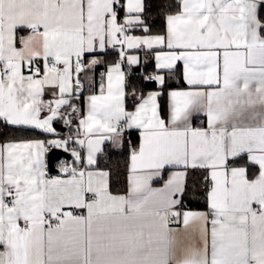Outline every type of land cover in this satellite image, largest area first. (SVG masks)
<instances>
[{"label":"snow or ice","instance_id":"1","mask_svg":"<svg viewBox=\"0 0 264 264\" xmlns=\"http://www.w3.org/2000/svg\"><path fill=\"white\" fill-rule=\"evenodd\" d=\"M261 5L176 0L154 31L145 0H0V126L20 133L0 140V264H264ZM141 52L155 87L129 110ZM129 130L119 195L98 155ZM196 176L207 211L184 205Z\"/></svg>","mask_w":264,"mask_h":264},{"label":"trees","instance_id":"2","mask_svg":"<svg viewBox=\"0 0 264 264\" xmlns=\"http://www.w3.org/2000/svg\"><path fill=\"white\" fill-rule=\"evenodd\" d=\"M146 9L148 13V21L153 25L154 31H160L164 28V17L168 12L176 11V0H145ZM260 14L264 16V5L260 8ZM117 59L116 52H109L105 56L107 63H112ZM147 62L139 67H132L128 74V92L131 94L135 89L137 94L140 92L147 93L152 90L155 85L152 82L143 80V76L151 73L154 68V60L149 54L146 56ZM181 67V66H180ZM182 69V68H181ZM100 69H97V71ZM178 79L170 81L172 86H178ZM83 108V101L81 103ZM128 109L133 107V97L128 98ZM59 124V123H58ZM65 133H63L64 135ZM13 135H20V133H14L10 129H5L0 126V140L11 138ZM125 144L122 150L113 151L109 148H105L98 156V167L106 169L111 172L110 188L113 193H126L127 192V160L128 150L130 145H135L137 140V134L131 132V141L127 140L124 136ZM199 180H193L189 184L188 191L186 192L183 201L185 207L189 209H206L207 204L204 197V192H199L198 186Z\"/></svg>","mask_w":264,"mask_h":264},{"label":"crops","instance_id":"3","mask_svg":"<svg viewBox=\"0 0 264 264\" xmlns=\"http://www.w3.org/2000/svg\"><path fill=\"white\" fill-rule=\"evenodd\" d=\"M261 7H262V5H261ZM260 7V8H261ZM259 11H260V9H259ZM109 52H116L115 50H109ZM116 55H117V53H116ZM140 57H141V65L140 66H142V65H144L146 62H147V59H146V55H145V53H143V52H141L140 53ZM104 59H105V57H104ZM134 67H139V66H134ZM181 68H182V65H181ZM97 69H100V70H98L97 71ZM97 69L95 70V72L94 73H90L89 75H94V78H95V80L98 82L99 81V79H100V73L104 70V68H103V66H98L97 67ZM126 70H127V68H126ZM127 80H128V77H127ZM89 91H90V88L88 87V84H87V82H86V84H85V91L82 93V95H81V100H80V105H81V103H82V101H83V108L82 109H85L86 110V97H87V95L89 94ZM150 91V90H149ZM129 93V92H128ZM132 95L129 93V95L127 96V99H126V105H127V103H128V98L129 97H131ZM82 107V106H81ZM128 107V106H127ZM132 110V109H131ZM205 118L203 117V116H199V117H195L194 118V120H193V123H194V126H198L203 120H204ZM58 124V123H57ZM56 125V124H55ZM54 125V126H55ZM59 131V130H58ZM60 133H61V135H63V133H65V134H67V131L66 132H61V131H59ZM129 132H133V133H135V134H137V140H136V143L138 142V139H139V135H138V132L136 131V130H129ZM125 139V138H124ZM135 143V144H136ZM109 148L110 150H113V151H119V150H122L123 149V147L122 148H120V147H115L111 142H105L104 143V145L102 146V148H103V150L105 149V148ZM99 156V155H98ZM57 167H58V163H57ZM106 170V169H105ZM50 174V173H49ZM58 173H54V174H50V175H57ZM199 180V183H198V185L202 182V177H199V176H196V177H193L192 178V180L190 181V183H192V181L193 180ZM189 183V184H190ZM161 184H162V182L161 183H159V184H157V183H154V187H160L161 186ZM200 188L198 189V191L199 192H204L205 191V188L202 186V185H200L199 186ZM128 188H129V185H128V181H127V192H128ZM127 192L126 193H114V194H119V195H126L127 194ZM187 208V207H186ZM189 209V208H188ZM191 210H195V211H207V208L206 209H191Z\"/></svg>","mask_w":264,"mask_h":264},{"label":"water","instance_id":"4","mask_svg":"<svg viewBox=\"0 0 264 264\" xmlns=\"http://www.w3.org/2000/svg\"><path fill=\"white\" fill-rule=\"evenodd\" d=\"M55 127L57 128V130L61 132L68 131L62 124H56ZM50 156L53 162L52 168L50 170V174L57 173L56 169H57V163L59 162V160L70 159L69 154L63 153L61 150H54V153L50 154ZM199 185H202V182Z\"/></svg>","mask_w":264,"mask_h":264},{"label":"built area","instance_id":"5","mask_svg":"<svg viewBox=\"0 0 264 264\" xmlns=\"http://www.w3.org/2000/svg\"><path fill=\"white\" fill-rule=\"evenodd\" d=\"M124 136L126 137L127 140L131 141V132L129 131L125 132Z\"/></svg>","mask_w":264,"mask_h":264}]
</instances>
